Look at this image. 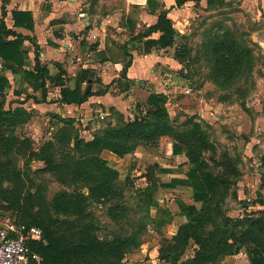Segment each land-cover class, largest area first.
<instances>
[{"label": "rangeland", "instance_id": "374dc122", "mask_svg": "<svg viewBox=\"0 0 264 264\" xmlns=\"http://www.w3.org/2000/svg\"><path fill=\"white\" fill-rule=\"evenodd\" d=\"M191 14L189 24L181 20L184 25L180 32L185 35L190 55L168 85L155 89L131 83L130 90L125 92L112 85L104 101L93 99L100 96H92L81 105L55 107L51 104L56 101L47 105L35 103L28 90L14 94L13 85L18 84L10 79L11 88L0 95V103L5 111H10L4 119L11 120L0 124L2 219L27 226L20 222L17 211L8 209L4 201L8 198L38 192L48 214H52L51 203L59 193L79 190L86 197L83 221H93L101 239L137 238V245L121 264H169L160 259L159 250L173 240L182 225L192 222L194 217L187 215L186 208L195 204L190 187H163L173 178L186 180L193 169L185 153L173 154L175 141L171 136L161 135L155 142L126 141L132 151L123 156L108 149L101 151L98 156L116 172L111 196L98 197L92 191L94 181H71L47 167L42 159L54 156L60 163L62 158L81 156L84 144L96 134L137 119L148 122L147 99L156 93L166 97V123L176 132H188L194 124L201 126L210 144L201 151L206 162L204 168L225 180L216 191L219 202L212 209L215 223H210L207 229L216 224L221 236L231 239L233 234L252 227L259 238L249 242L239 254L227 256L217 264H250L248 249L259 246L264 250V1L198 3ZM107 30L117 31L112 25ZM225 31L232 33L238 45L251 53L252 60L229 82L215 73L203 52L208 35ZM112 57L117 60L118 56ZM91 59L101 61L99 55ZM100 74L97 71L94 75L91 92L105 90L98 81L102 80ZM74 78L67 77L68 85H74ZM87 87L85 83L83 90ZM8 140L17 142L8 145ZM163 169L171 172L165 173ZM195 206L200 210L202 204ZM253 222H257L255 226L251 225ZM64 228L60 225L62 231ZM193 248L191 245L185 251L184 259L193 256Z\"/></svg>", "mask_w": 264, "mask_h": 264}, {"label": "trees", "instance_id": "16d2710c", "mask_svg": "<svg viewBox=\"0 0 264 264\" xmlns=\"http://www.w3.org/2000/svg\"><path fill=\"white\" fill-rule=\"evenodd\" d=\"M201 0H175V7L181 8L188 2H200ZM213 4L220 0H206ZM152 0H148V3ZM6 3V0H3ZM3 4V17L6 16V8ZM169 10L163 11L155 25L147 32L139 33L131 38V41L141 42L144 45V52L150 53L155 49L175 48L174 57L181 63H185L190 55V48L186 43L178 41L179 33L175 30L173 21L168 16ZM16 27L31 28L33 17L30 12L13 13ZM153 33H160L158 38L151 39ZM19 37L15 40H7L8 37ZM14 30L7 28L5 21L0 23V58L4 61V67L14 73H23L24 80L32 85L34 90H41L43 99L31 95L35 103L46 100L48 88L47 81L61 86L60 101L67 105H81L92 96H102L112 85L120 89V92L130 90L127 79V71L132 62L125 64L121 72V78L113 82L101 92H89L83 90V85L93 76L89 69L81 70L73 79L74 85H68V80L63 69L59 73L51 75L47 68L42 65L37 54L33 70H26L28 65L27 52L22 48L23 40ZM185 39V37H184ZM204 56L212 64V69L219 76L231 81L242 73L245 65H250L251 53L240 47L235 36L225 31L214 36L208 35L203 48ZM25 68V69H24ZM70 81V80H69ZM89 86V83H88ZM11 88L10 81L4 73H0V95L6 94ZM20 95V91L14 92ZM4 101V100H3ZM166 97L162 94L151 93L147 99L148 122L137 119L128 122L123 126L108 128L102 134H96L94 139L84 144L85 151L81 156H70L55 160L54 156L42 158L47 167L53 168L54 172L67 176L71 181H94L92 190L98 197L111 196L115 188L113 177L116 172L112 170L98 155L104 149H108L119 156L132 151L126 146V141L143 140L155 142L161 135L171 136L173 154L185 155L189 158L193 169L188 173L187 179L173 178L170 183L163 184L165 188H176L187 186L193 190L195 204L187 206V215L193 216L192 222L182 225L172 241H168L159 250L160 259L169 264H217L227 256H234L240 253L241 249L249 242L259 241L255 236L254 228H246L240 234H233L232 238L221 236L216 224L208 230L210 223H215L212 209L217 208L219 198L216 191L219 184L225 182L219 176H214L204 168L206 162L202 159L201 151L209 148L210 144L205 138L199 124H194L188 132L178 133L176 129L169 126L168 111L166 109ZM10 111H5L3 103H0V124L2 121H11L5 118ZM17 141H7L8 145ZM78 143V147L80 146ZM46 150V149H45ZM50 150V146L46 151ZM165 173L171 170L163 169ZM38 192L27 196L8 198L4 200L20 214V222L27 227L37 226L43 230L41 240H32L28 243L29 248L39 254L46 264H121L126 254L137 245L135 236H114L111 239H101L97 234V226L93 221H83L86 216V197L79 191L69 193L62 191L51 203L52 214H48L46 204ZM115 194L114 196H116ZM40 200L42 202H40ZM201 203L200 210L196 204ZM37 208V210H35ZM64 216L65 218H62ZM257 222L251 225L255 226ZM60 225L64 230L60 229ZM194 245L193 256L183 258L187 249ZM250 264H264V250L257 246L248 249Z\"/></svg>", "mask_w": 264, "mask_h": 264}, {"label": "crops", "instance_id": "0c3cea01", "mask_svg": "<svg viewBox=\"0 0 264 264\" xmlns=\"http://www.w3.org/2000/svg\"><path fill=\"white\" fill-rule=\"evenodd\" d=\"M198 3L208 2H188L177 8L175 0H152L150 3L148 0H6L5 4L0 0V23L4 20L7 28L23 36L22 48L28 56L26 70H33L38 54L40 62L51 75H56L59 69H63L66 77L72 78L77 75L78 70L89 69L94 77L100 71L102 80L98 81L106 89L113 80L121 78L125 64L131 61L126 80L156 89L163 84H170L169 81L176 78L177 71L182 67L181 62L174 57L175 48L155 49L145 53L143 43L131 41V38L147 32L157 23L160 14L169 10L168 16L182 38V42L178 41L184 43L185 35L180 34L181 26L184 25L181 20L186 25L189 24L191 12ZM3 4L6 8L5 17L2 15ZM111 7L115 9L107 11ZM15 11L30 12L33 26L16 27L13 18ZM111 25L116 28L115 33L108 32L107 28ZM189 33L188 31L187 34ZM159 36L160 33H153L150 38L156 39ZM16 38L19 37L10 36L7 40ZM137 43L140 44L138 47ZM95 55L100 56V62L91 59ZM114 55L118 56L117 60L113 59ZM0 73H4L9 81L13 79L17 82L18 85H13V93L28 90L31 95L42 99L41 90H34L24 80L23 73H14L5 68L1 58ZM51 87L54 89L51 90ZM46 88L47 97L42 104L47 105L51 101H56L51 106L63 104L60 101L61 86L47 81ZM106 94L108 92L93 99L104 101L107 99ZM52 97L55 98L52 100Z\"/></svg>", "mask_w": 264, "mask_h": 264}, {"label": "built area", "instance_id": "2783aa9c", "mask_svg": "<svg viewBox=\"0 0 264 264\" xmlns=\"http://www.w3.org/2000/svg\"><path fill=\"white\" fill-rule=\"evenodd\" d=\"M42 238L41 228L20 226L0 217V264H46L28 245Z\"/></svg>", "mask_w": 264, "mask_h": 264}, {"label": "water", "instance_id": "95a60500", "mask_svg": "<svg viewBox=\"0 0 264 264\" xmlns=\"http://www.w3.org/2000/svg\"><path fill=\"white\" fill-rule=\"evenodd\" d=\"M178 40H180L182 42V38L181 37H179ZM88 83H89V86H88V88L86 90V93H89L91 91V88H92V80H89Z\"/></svg>", "mask_w": 264, "mask_h": 264}]
</instances>
